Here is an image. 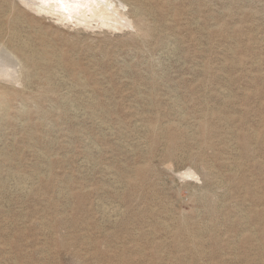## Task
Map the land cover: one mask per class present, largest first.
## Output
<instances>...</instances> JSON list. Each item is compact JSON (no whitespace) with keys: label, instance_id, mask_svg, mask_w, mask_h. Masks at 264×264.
<instances>
[{"label":"rangeland","instance_id":"374dc122","mask_svg":"<svg viewBox=\"0 0 264 264\" xmlns=\"http://www.w3.org/2000/svg\"><path fill=\"white\" fill-rule=\"evenodd\" d=\"M111 3L0 0V264H264V0Z\"/></svg>","mask_w":264,"mask_h":264},{"label":"bare ground","instance_id":"6f19581e","mask_svg":"<svg viewBox=\"0 0 264 264\" xmlns=\"http://www.w3.org/2000/svg\"><path fill=\"white\" fill-rule=\"evenodd\" d=\"M21 2H24L27 7H30L31 9H34L39 12H46V14H52L57 16V18L62 22H69V21H79L80 23H90L92 20L98 19L99 22H102L104 25H113L111 22V19L115 17V14L112 7V0H20ZM114 4V3H113ZM123 5V4H122ZM116 10V9H115ZM121 15V13H120ZM119 16V14H118ZM117 16V17H118ZM122 17V16H121ZM11 19V18H10ZM125 19V18H124ZM114 20V19H113ZM117 20V19H116ZM10 21V20H9ZM121 21V20H120ZM78 22V23H79ZM126 22V21H125ZM101 23V24H102ZM122 24V23H121ZM123 26V25H122ZM118 29V28H117ZM17 42V41H16ZM3 44V43H2ZM20 44V43H19ZM1 45V44H0ZM3 47V46H2ZM5 52L6 48L4 49ZM3 51V50H2ZM11 53V52H10ZM27 53V52H26ZM1 56V53H0ZM6 56H4L5 58ZM12 56H10L11 59ZM3 58V56L1 57ZM12 60V59H11ZM17 59H14L15 61ZM2 61V60H1ZM7 61V58H6ZM2 64L5 61L1 62ZM9 63V62H8ZM18 63V62H17ZM20 63V62H19ZM13 64V63H12ZM10 64L9 66L11 67ZM22 64H20L21 67ZM1 66V65H0ZM7 66V64L5 65ZM4 67V66H3ZM9 67V68H10ZM15 67V66H14ZM12 68L15 70V68ZM8 68V67H7ZM22 68V67H21ZM8 71V70H7ZM6 71V72H7ZM12 71V70H10ZM5 72V73H6ZM19 72V71H18ZM4 73V72H3ZM8 75V74H7ZM6 75V76H7ZM13 75V74H11ZM14 75H16L14 73ZM1 76V75H0ZM4 76V74H3ZM14 78V77H13ZM27 83V82H26ZM225 90V89H224ZM6 94L0 93V109H4L7 106V101L9 100L8 97H6ZM6 99H8L6 101ZM10 101V100H9ZM9 104V103H8ZM8 109V108H7ZM25 109V108H24ZM23 109V110H24ZM7 111V110H6ZM207 125V124H206ZM205 125V126H206ZM90 140V139H89ZM98 148V147H97ZM192 171V170H191ZM189 171V173L191 172ZM188 173V172H187ZM194 174V172H192ZM23 180V179H22ZM18 185V184H17ZM220 202V201H219ZM113 210V209H112Z\"/></svg>","mask_w":264,"mask_h":264}]
</instances>
